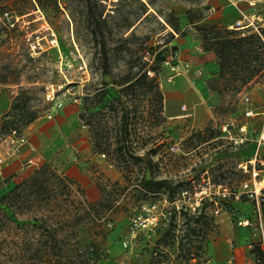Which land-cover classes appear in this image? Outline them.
Masks as SVG:
<instances>
[{"label": "rangeland", "instance_id": "1", "mask_svg": "<svg viewBox=\"0 0 264 264\" xmlns=\"http://www.w3.org/2000/svg\"><path fill=\"white\" fill-rule=\"evenodd\" d=\"M228 4L236 21H214ZM263 27L264 0H0V146L10 128L27 134L66 103L78 104L88 137L73 169L28 162L12 178L10 159L0 168V264H207L234 210L174 201L206 169L231 185L245 178L222 155L223 125L237 134L245 108L264 105V69L246 83L242 67L237 77L219 69L208 81L213 116L193 130H173L161 83L182 51L206 50L220 67L216 32ZM250 61L264 63V50ZM143 177L165 183L147 190ZM104 197L107 208L91 207ZM154 202L168 217L137 228Z\"/></svg>", "mask_w": 264, "mask_h": 264}, {"label": "crops", "instance_id": "2", "mask_svg": "<svg viewBox=\"0 0 264 264\" xmlns=\"http://www.w3.org/2000/svg\"><path fill=\"white\" fill-rule=\"evenodd\" d=\"M238 16L235 6L228 4L215 11L213 19L230 23L236 21ZM175 63V70L166 67L167 78L164 77L161 83L172 128L177 132L193 130L197 126L203 127L213 116L211 106L213 95L208 81L219 71V64L212 53L203 49L182 51ZM170 76L172 81L168 80ZM256 101L258 104L254 105L253 100L254 107L251 106L254 115L245 116L243 121L248 125L250 139L239 148L234 147L229 141L230 152L222 153L224 156H230L237 167L239 162L252 159L257 151L264 159V141L261 144L259 142L264 132V105L258 102L259 99ZM79 112L78 104L66 103L56 109L51 117L33 124L26 134L29 144L23 147L18 156L4 164L10 176L18 178L23 175L24 172L21 171L28 162L44 160H53L60 165L71 162L73 169L74 165H77V162L74 163L77 160L76 151H85L88 141L87 131L80 121ZM244 177L248 175L244 174ZM235 207L239 210L237 212L252 215L254 204L251 201H240ZM252 238V228L238 226L236 222L228 224L226 230L213 239L207 264H256L255 254L249 244ZM113 263L112 260L104 262Z\"/></svg>", "mask_w": 264, "mask_h": 264}, {"label": "built area", "instance_id": "3", "mask_svg": "<svg viewBox=\"0 0 264 264\" xmlns=\"http://www.w3.org/2000/svg\"><path fill=\"white\" fill-rule=\"evenodd\" d=\"M28 35V34H27ZM30 39V36H28ZM169 59L166 60L168 64ZM175 70V65H171ZM152 70H149V73ZM172 81V76L168 78ZM246 102L250 96L244 97ZM184 107V105H183ZM244 115H254L252 107H246ZM52 114L49 115L51 117ZM233 122H226L223 129L228 132L231 144L239 148L250 139V132L246 122L238 125V133L231 132ZM264 141V132L261 135L260 144ZM6 147L0 146V168L10 159L18 156L25 145L29 144V138L25 132L17 127L10 128V132L3 138ZM238 167L248 177L244 178L240 185H231L225 181L213 177L211 170L206 169L200 177H194L180 190V198L174 203L178 210L197 211L202 210L205 205L213 206L216 214L225 210H234L235 222L241 227L252 228L253 238L250 241V248L255 254L256 264H264V159L259 151L252 159L241 161ZM240 201H251L254 204L252 215H244L236 209L235 205ZM168 217V211L159 208L157 203H148L144 209L134 217V223L139 229L152 228L159 220Z\"/></svg>", "mask_w": 264, "mask_h": 264}, {"label": "trees", "instance_id": "4", "mask_svg": "<svg viewBox=\"0 0 264 264\" xmlns=\"http://www.w3.org/2000/svg\"><path fill=\"white\" fill-rule=\"evenodd\" d=\"M37 1L40 2L41 0ZM227 33L229 36H222L219 32L214 35L218 38L216 41L218 47L214 51L220 59V75H224L229 71L237 77L239 74L238 68L242 67L244 74L241 75V80L246 83L264 69V63H252L250 61L252 57L258 59L259 52L264 50V27L260 28L259 31L249 33H244L239 29L228 30ZM164 183L165 180L142 178V184L147 190L160 188ZM91 207L96 211L99 208H107V197L96 204H91Z\"/></svg>", "mask_w": 264, "mask_h": 264}]
</instances>
